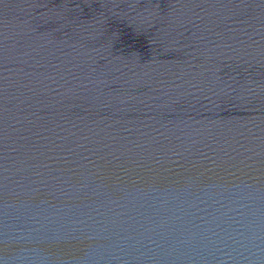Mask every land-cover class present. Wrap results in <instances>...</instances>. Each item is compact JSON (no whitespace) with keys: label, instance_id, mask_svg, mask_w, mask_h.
I'll return each mask as SVG.
<instances>
[{"label":"water","instance_id":"water-1","mask_svg":"<svg viewBox=\"0 0 264 264\" xmlns=\"http://www.w3.org/2000/svg\"><path fill=\"white\" fill-rule=\"evenodd\" d=\"M0 264H264V0H0Z\"/></svg>","mask_w":264,"mask_h":264}]
</instances>
